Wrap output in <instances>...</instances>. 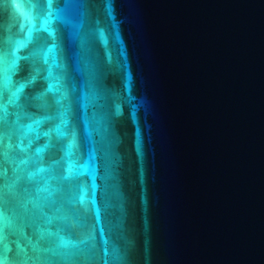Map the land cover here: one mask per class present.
Listing matches in <instances>:
<instances>
[{"label":"water","instance_id":"water-1","mask_svg":"<svg viewBox=\"0 0 264 264\" xmlns=\"http://www.w3.org/2000/svg\"><path fill=\"white\" fill-rule=\"evenodd\" d=\"M0 264H264V0H0Z\"/></svg>","mask_w":264,"mask_h":264}]
</instances>
